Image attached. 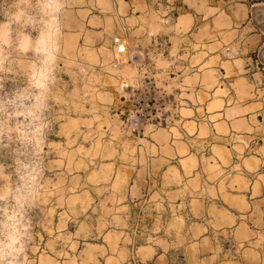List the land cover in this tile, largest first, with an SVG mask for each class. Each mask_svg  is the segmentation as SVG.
I'll use <instances>...</instances> for the list:
<instances>
[{"label":"rangeland","instance_id":"1","mask_svg":"<svg viewBox=\"0 0 264 264\" xmlns=\"http://www.w3.org/2000/svg\"><path fill=\"white\" fill-rule=\"evenodd\" d=\"M213 1L0 0V264H264V125L250 142L193 134L169 77L187 52L167 41L170 19L159 36L139 17L191 7L209 29L194 52L262 85L239 60L264 44L239 4L264 0H229L233 26L219 5L202 20Z\"/></svg>","mask_w":264,"mask_h":264},{"label":"crops","instance_id":"2","mask_svg":"<svg viewBox=\"0 0 264 264\" xmlns=\"http://www.w3.org/2000/svg\"><path fill=\"white\" fill-rule=\"evenodd\" d=\"M144 1L149 3V0ZM213 2L215 3L214 6L211 4L204 6L203 13L205 16L202 20H205L207 12L210 13L213 9H217L216 6L219 5V9H222V6L226 7L229 0H214ZM222 3L223 5H220ZM239 5L245 9L244 19H249L242 22L241 29H246L250 25L252 27L251 35L264 40V32L254 25L251 20V12L248 10L249 8H256L262 12L264 17L262 7L264 5L259 3L249 4V2H243ZM190 8L189 6L187 8L183 7L181 12L175 13L173 8L172 11H169V6H166V11L148 9L145 12L143 11L142 15H139L142 18L151 14L155 16L157 20L155 34L159 36L170 35L165 27V23L169 22L170 19L174 31L167 41L172 42V46L177 51L187 52V57L183 58L182 55H178L177 59L172 61V66L177 69L175 68V71L169 74L172 83H174L173 88L178 90L172 94L173 100L178 103V113L185 115V123L188 128L194 129L193 134L203 128V130H206L207 136L220 142L230 143L233 141V137L250 142V140L256 139L253 136L256 133H253V131L259 130L264 125V78L262 85L255 84L252 86L246 85L248 84V77L245 78V76L230 80L223 67L226 62L220 56L217 60L211 54L208 55L205 49L202 52H194L193 47L200 45L196 41L199 40L200 34L204 36L201 38L204 41L202 48H206L205 40L209 29H207L206 24H198L197 14L195 11H191ZM221 13L217 16L218 20L229 19L231 26H233L231 18L224 9ZM225 28L227 29L228 25L220 26L217 30L221 31ZM144 30L149 34V28L145 27ZM257 48L261 50V58L258 62L250 59L252 55L242 56L239 60L247 62V65H250L249 60L253 61L256 68L263 71L264 64L262 60L264 61V56L262 54L264 53V44L259 45ZM174 62H177L178 65ZM234 82L239 84L237 89L233 87ZM199 121L203 123L199 124ZM256 143L260 145L259 141ZM214 148L224 160H233L232 152L226 146L215 144L213 150ZM257 160L259 161V159ZM251 162L254 161L251 160Z\"/></svg>","mask_w":264,"mask_h":264},{"label":"clouds","instance_id":"3","mask_svg":"<svg viewBox=\"0 0 264 264\" xmlns=\"http://www.w3.org/2000/svg\"><path fill=\"white\" fill-rule=\"evenodd\" d=\"M52 4H53V0H44L43 9L51 10ZM55 4L57 6V11H59V8L63 7V4L60 2V0H55ZM18 242L19 241L17 239H13L12 241L13 244L18 243ZM8 247L11 248L12 245L10 244ZM14 251H18V250L14 249Z\"/></svg>","mask_w":264,"mask_h":264},{"label":"built area","instance_id":"4","mask_svg":"<svg viewBox=\"0 0 264 264\" xmlns=\"http://www.w3.org/2000/svg\"><path fill=\"white\" fill-rule=\"evenodd\" d=\"M124 52H125L124 45L118 44V39H117L114 66L119 65V63L121 62V56L123 55Z\"/></svg>","mask_w":264,"mask_h":264}]
</instances>
